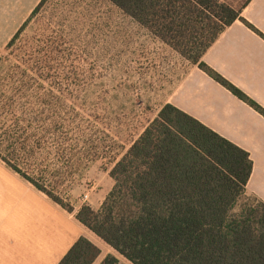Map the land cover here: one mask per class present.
<instances>
[{
	"label": "trees",
	"instance_id": "trees-1",
	"mask_svg": "<svg viewBox=\"0 0 264 264\" xmlns=\"http://www.w3.org/2000/svg\"><path fill=\"white\" fill-rule=\"evenodd\" d=\"M47 1L36 5L5 50ZM107 1L264 117L201 60L241 20V8L221 0ZM61 53V47L53 53V43L43 45L33 67L0 57V161L72 212L61 193L91 164L106 160L111 190L98 211L85 204L76 219L130 264H264V201L245 195L249 154L170 104L122 154L123 147L47 76L51 71L58 84L68 83L66 70L52 59L62 60ZM100 253L80 237L58 264H93ZM99 264L121 263L108 254Z\"/></svg>",
	"mask_w": 264,
	"mask_h": 264
},
{
	"label": "crops",
	"instance_id": "crops-1",
	"mask_svg": "<svg viewBox=\"0 0 264 264\" xmlns=\"http://www.w3.org/2000/svg\"><path fill=\"white\" fill-rule=\"evenodd\" d=\"M40 1L0 0V48ZM221 1L241 8V20L227 27L201 60L264 110V0ZM165 104L247 152L252 171L245 195L264 201L261 114L190 63L172 81ZM113 184L110 180L106 188H91L86 205L98 211ZM78 202L72 212L64 210L0 161V264H58L80 237L100 249L104 243L76 219L82 206Z\"/></svg>",
	"mask_w": 264,
	"mask_h": 264
},
{
	"label": "rangeland",
	"instance_id": "rangeland-1",
	"mask_svg": "<svg viewBox=\"0 0 264 264\" xmlns=\"http://www.w3.org/2000/svg\"><path fill=\"white\" fill-rule=\"evenodd\" d=\"M68 10L67 0H48L13 49L0 48V57L18 64L29 60L33 67L36 60L42 59L35 52L43 45L49 48L57 35L68 31L61 27ZM76 11L77 18L82 16L86 25L91 21H104L111 43L61 46L62 60H57L55 55L52 59L64 67L68 83L58 84L59 77L55 73H46L55 87L60 85L80 111L94 117L96 125L123 147V154L156 118L172 81L184 73L189 62L107 0H80ZM65 44L71 42L65 38ZM50 58L48 60L52 61ZM111 167L102 159L91 164L83 179H76L61 193L63 205L69 208L78 201L82 206L87 204L91 188L95 185L106 188L110 180L113 181L109 177ZM100 251L93 264H99L108 254L117 257L121 264H130L104 244L100 245Z\"/></svg>",
	"mask_w": 264,
	"mask_h": 264
},
{
	"label": "snow or ice",
	"instance_id": "snow-or-ice-1",
	"mask_svg": "<svg viewBox=\"0 0 264 264\" xmlns=\"http://www.w3.org/2000/svg\"><path fill=\"white\" fill-rule=\"evenodd\" d=\"M79 3L80 0H67L69 10L61 20V27L67 28L68 31L54 38L53 53L58 51L61 46L69 47L74 44L76 47H82L83 45L95 46L98 43H111V38L106 34L107 29L104 21H91L86 25L82 16L77 18L79 13L76 9L79 7ZM84 32H87L88 35H83ZM65 38L71 44H65Z\"/></svg>",
	"mask_w": 264,
	"mask_h": 264
}]
</instances>
